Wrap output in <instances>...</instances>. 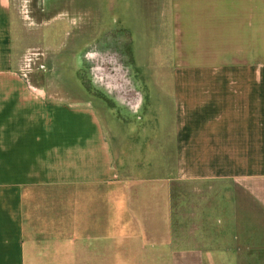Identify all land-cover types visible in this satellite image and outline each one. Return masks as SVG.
Wrapping results in <instances>:
<instances>
[{
	"label": "crops",
	"instance_id": "0c3cea01",
	"mask_svg": "<svg viewBox=\"0 0 264 264\" xmlns=\"http://www.w3.org/2000/svg\"><path fill=\"white\" fill-rule=\"evenodd\" d=\"M138 1L169 21V123L114 141L19 73L0 0V264H264V0Z\"/></svg>",
	"mask_w": 264,
	"mask_h": 264
},
{
	"label": "rangeland",
	"instance_id": "374dc122",
	"mask_svg": "<svg viewBox=\"0 0 264 264\" xmlns=\"http://www.w3.org/2000/svg\"><path fill=\"white\" fill-rule=\"evenodd\" d=\"M70 1L16 0L12 41L14 50H20L18 69H26L25 78L54 97L89 101L114 141L117 133L128 140L134 123L137 130L139 125L148 132L169 123L157 103L158 88L152 81L148 87L145 80L148 74L154 78L172 72L170 44L158 37H168L169 21L163 18L160 34L138 0ZM156 4L162 9L164 0ZM143 36L151 37L149 47L143 46ZM136 92L141 103L132 107L127 99L135 100ZM145 92L144 115L140 108Z\"/></svg>",
	"mask_w": 264,
	"mask_h": 264
},
{
	"label": "built area",
	"instance_id": "2783aa9c",
	"mask_svg": "<svg viewBox=\"0 0 264 264\" xmlns=\"http://www.w3.org/2000/svg\"><path fill=\"white\" fill-rule=\"evenodd\" d=\"M27 55H29V53H28ZM24 59H25V61H27V60H28L27 56H25ZM25 72H26V69L21 68V69L19 70V73H20L22 76H24V77L26 76V73H25ZM136 93H137V92H136ZM137 94H138V93H137ZM137 94H135V95H136V99L133 100V101L131 100L132 97H131V96H128V99H127V100L129 101L128 104H129L130 106H132V105L134 106V104H135V106L138 105V96H137ZM133 106H132V107H133Z\"/></svg>",
	"mask_w": 264,
	"mask_h": 264
}]
</instances>
